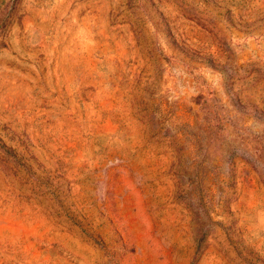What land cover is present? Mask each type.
<instances>
[{
  "label": "rangeland",
  "instance_id": "1",
  "mask_svg": "<svg viewBox=\"0 0 264 264\" xmlns=\"http://www.w3.org/2000/svg\"><path fill=\"white\" fill-rule=\"evenodd\" d=\"M0 264H264V0H0Z\"/></svg>",
  "mask_w": 264,
  "mask_h": 264
}]
</instances>
